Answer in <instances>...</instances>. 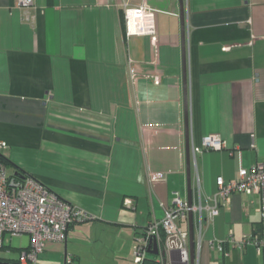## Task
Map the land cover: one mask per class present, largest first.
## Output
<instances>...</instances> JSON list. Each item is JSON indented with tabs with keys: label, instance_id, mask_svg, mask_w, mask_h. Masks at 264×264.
I'll use <instances>...</instances> for the list:
<instances>
[{
	"label": "crops",
	"instance_id": "obj_1",
	"mask_svg": "<svg viewBox=\"0 0 264 264\" xmlns=\"http://www.w3.org/2000/svg\"><path fill=\"white\" fill-rule=\"evenodd\" d=\"M123 2L153 10L156 47L126 38ZM182 4L191 204L212 207L217 178L264 161V0ZM208 136L224 147L192 157ZM0 140L10 174L94 216L71 226L64 244L48 243L39 264H135L136 238L173 193L188 202L179 0H34L30 8L0 0ZM216 199L220 215L204 217L198 264H262L254 246L224 243L258 233V199Z\"/></svg>",
	"mask_w": 264,
	"mask_h": 264
},
{
	"label": "built area",
	"instance_id": "obj_2",
	"mask_svg": "<svg viewBox=\"0 0 264 264\" xmlns=\"http://www.w3.org/2000/svg\"><path fill=\"white\" fill-rule=\"evenodd\" d=\"M17 3L22 8H30L34 0H17ZM121 11L126 38L148 37L156 47L153 10L144 3L131 6L129 2H123ZM25 18L30 19L28 13H25ZM223 147L224 143L218 137L208 136L203 138L201 147H191V155L195 157L203 150H220ZM6 148L7 144L0 140V158L1 152ZM196 183L199 189L198 179ZM215 184L216 196L225 206H228L233 195L258 199L260 222L257 235L244 237L239 242L229 238L224 243L234 250H243L247 245L254 246L257 257L264 264V161L249 169L240 168L234 180L225 181L219 177ZM216 196L212 199V207H209L200 201L198 205L189 204L179 193L174 192L172 204L164 208L163 217L160 220H151L142 235L136 238L132 250L133 262L143 264L149 255L148 250H152L155 243L158 256L164 263L165 256L174 253V257L167 264H189V235L187 229H182L181 223H187L188 216L192 213L197 220L194 264H198L203 243L204 217L211 220L220 215L221 205ZM91 220H94L92 214L62 201L36 179L23 174H9L5 164L0 161V251L6 236L29 237V245L19 251L16 264H39L38 257L48 243L64 244L67 230L71 226ZM207 244L213 246L212 241ZM216 249L219 254H225L223 243L218 242ZM70 261L67 258V262Z\"/></svg>",
	"mask_w": 264,
	"mask_h": 264
},
{
	"label": "water",
	"instance_id": "obj_3",
	"mask_svg": "<svg viewBox=\"0 0 264 264\" xmlns=\"http://www.w3.org/2000/svg\"><path fill=\"white\" fill-rule=\"evenodd\" d=\"M180 2V22H181V41L183 50V93H184V130L186 139V174H187V189H188V203L191 204L190 191V147H189V110H188V95H187V72L185 62V24L182 0ZM188 235H189V264H194V239H193V215L188 216ZM148 254L158 255L155 243L153 249L148 250ZM2 264V263H0Z\"/></svg>",
	"mask_w": 264,
	"mask_h": 264
},
{
	"label": "rangeland",
	"instance_id": "obj_4",
	"mask_svg": "<svg viewBox=\"0 0 264 264\" xmlns=\"http://www.w3.org/2000/svg\"><path fill=\"white\" fill-rule=\"evenodd\" d=\"M137 1V0H133ZM10 174V169L7 170ZM184 229V226L182 227ZM29 245L28 236L23 237H8L6 236L3 241L4 249L0 251V258L2 259H15L18 257V249L26 248Z\"/></svg>",
	"mask_w": 264,
	"mask_h": 264
},
{
	"label": "trees",
	"instance_id": "obj_5",
	"mask_svg": "<svg viewBox=\"0 0 264 264\" xmlns=\"http://www.w3.org/2000/svg\"><path fill=\"white\" fill-rule=\"evenodd\" d=\"M0 161L2 163H4L6 167L9 166L8 162L3 160L2 158H0ZM15 174L20 176L21 173L20 172H16ZM256 235H254V236H256ZM3 249H4V247L2 248V250ZM20 250L21 249H18L17 251H20ZM0 263H2V264H16V261L15 260H11V259H2V258H0ZM143 264H156V263L154 261H147V258H146V260L143 262Z\"/></svg>",
	"mask_w": 264,
	"mask_h": 264
}]
</instances>
